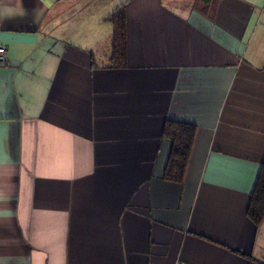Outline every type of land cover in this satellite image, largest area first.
Instances as JSON below:
<instances>
[{
    "label": "crops",
    "instance_id": "obj_1",
    "mask_svg": "<svg viewBox=\"0 0 264 264\" xmlns=\"http://www.w3.org/2000/svg\"><path fill=\"white\" fill-rule=\"evenodd\" d=\"M0 46V264H264V0H0Z\"/></svg>",
    "mask_w": 264,
    "mask_h": 264
},
{
    "label": "trees",
    "instance_id": "obj_2",
    "mask_svg": "<svg viewBox=\"0 0 264 264\" xmlns=\"http://www.w3.org/2000/svg\"><path fill=\"white\" fill-rule=\"evenodd\" d=\"M125 8L121 7L111 17L114 24L113 62L121 64L126 55V17ZM165 136L173 143L165 178L182 182L191 157L196 128L192 125L169 121L166 124ZM248 215L255 223L264 219V165L256 189L252 195Z\"/></svg>",
    "mask_w": 264,
    "mask_h": 264
},
{
    "label": "built area",
    "instance_id": "obj_3",
    "mask_svg": "<svg viewBox=\"0 0 264 264\" xmlns=\"http://www.w3.org/2000/svg\"><path fill=\"white\" fill-rule=\"evenodd\" d=\"M9 64V58H8V50L0 46V67H6ZM178 264H184V263H178Z\"/></svg>",
    "mask_w": 264,
    "mask_h": 264
}]
</instances>
